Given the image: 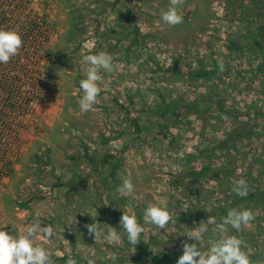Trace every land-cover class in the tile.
Returning a JSON list of instances; mask_svg holds the SVG:
<instances>
[{
  "label": "rangeland",
  "instance_id": "374dc122",
  "mask_svg": "<svg viewBox=\"0 0 264 264\" xmlns=\"http://www.w3.org/2000/svg\"><path fill=\"white\" fill-rule=\"evenodd\" d=\"M43 3L52 26L58 21L75 41L70 67L47 50L44 67L57 80L59 98L62 89L72 102L68 111L65 102L48 116L2 186L0 230L23 234L39 214L41 226L53 225L56 237L35 243L52 253L54 264L69 257L77 264H167L183 254L184 243H196L187 235L209 216L221 223L229 210L247 209L254 219L238 232L205 225L201 251L235 235L251 264H264V73L257 70L264 65L257 46L264 48V0H184L177 6L183 23L175 26L162 20L169 0ZM99 52L112 56L114 70H101L98 102L83 113L79 82L88 66L82 59ZM58 64L63 77L52 72ZM179 101L195 102V109L162 118ZM220 102L230 116L218 111ZM125 179L134 191L120 195L116 189ZM239 179L247 181L246 197L232 192ZM149 205L169 211L168 230L144 222ZM123 211L146 229L139 248L120 229ZM94 222L102 230L97 241L85 227ZM108 226L120 232L119 245L103 239Z\"/></svg>",
  "mask_w": 264,
  "mask_h": 264
},
{
  "label": "clouds",
  "instance_id": "9594fccd",
  "mask_svg": "<svg viewBox=\"0 0 264 264\" xmlns=\"http://www.w3.org/2000/svg\"><path fill=\"white\" fill-rule=\"evenodd\" d=\"M169 3V9L162 13V20L172 26L183 23V17L178 14L177 6L183 4L184 0H169ZM22 46L23 40L18 31L0 30V64L9 63L13 57L19 54ZM82 62L88 67L85 72L86 78L79 82L83 95L78 100V105L81 112L87 113L98 102L97 98L101 89L97 82L102 79L101 70L112 72L114 68L112 56L106 52L84 55ZM220 69L223 70L222 64ZM133 191L134 185L129 179L123 180L116 189L120 195H128ZM248 191V184L245 179L234 182L232 192L236 195L246 197ZM143 219L146 224L161 230H168L169 224L173 223L169 211L154 205H149L144 210ZM253 219V213L247 209L229 210L221 223H218L215 217L209 216L205 222L200 223L201 227L190 230L187 237L196 243L183 244V254L179 257L177 264H251L247 254L242 251V241L235 235L216 240L208 247L207 251H201V249L205 246L202 235L206 231L205 225H214L212 230L220 233L226 232V225H230L238 232L242 226L248 225ZM85 227L89 236H94L95 241L101 238L100 223L94 222L85 225ZM120 229L123 230L128 242L135 247L141 241V234L146 236V229L138 222L137 217L129 215L127 211H123ZM171 230L175 231V226ZM55 237V227L51 224L42 227L39 223V214L36 215L32 223H27L23 227V234L13 236L4 230H0V264H54L52 253L35 241L41 238L50 241ZM103 239L108 244L119 245L122 236L115 228L108 226L107 232L103 234ZM66 264H77V261L69 257ZM87 264H95V262L89 259Z\"/></svg>",
  "mask_w": 264,
  "mask_h": 264
},
{
  "label": "built area",
  "instance_id": "2783aa9c",
  "mask_svg": "<svg viewBox=\"0 0 264 264\" xmlns=\"http://www.w3.org/2000/svg\"><path fill=\"white\" fill-rule=\"evenodd\" d=\"M0 30H16L23 40L19 54L0 64L1 190L24 162L45 112L59 102V85L44 68L55 33L43 0H0Z\"/></svg>",
  "mask_w": 264,
  "mask_h": 264
},
{
  "label": "crops",
  "instance_id": "0c3cea01",
  "mask_svg": "<svg viewBox=\"0 0 264 264\" xmlns=\"http://www.w3.org/2000/svg\"><path fill=\"white\" fill-rule=\"evenodd\" d=\"M100 6L103 8V10H104L103 13L105 14L106 13L105 10H107V8H104L102 5H100ZM121 16H122V14H121ZM121 16H120V18H122ZM57 22L58 21H54L53 22V27H55L58 32H57V34L54 35V38H53L52 43H51L52 46L51 47L49 46V49H47V53H51L52 54L54 52L56 54V56H57V62L58 63L61 64V62H62L64 65L67 64L70 67V65L73 64V63L68 61V57L70 58L74 54L75 48L73 46L75 44V41H74L73 38H71V36L68 35L67 28H65L64 25H61L59 22L58 23ZM113 35H115V34H113ZM108 36H110V35H108ZM59 67H60L59 64L56 67H53L52 72L55 75L58 74L59 77H63L61 75L62 71L59 70L60 69ZM63 69H64V71L66 70L65 68H63ZM65 72H67V71H65ZM64 75H65L64 76V80H63V78L61 80L62 81V84H61L62 86L65 84V81H66V84H67V81L70 80V77H72L71 71H70V73H64ZM61 90L62 89H60V98H59V103H58L59 105L58 106L55 105L53 107H50V109L48 108V110L45 112L44 121L47 122V123H49L51 121V117H48L50 114H52V118H53L54 114L56 115L57 110H58V108L56 110V107H60L61 105L63 106L64 103L66 102L65 109H67L68 108L67 104H70L72 102V101L68 100L67 97H65V95L63 94V92ZM68 109H67V111H68ZM48 111H51V112H49L47 114ZM55 124H57V123L53 122L51 124L52 125L51 128Z\"/></svg>",
  "mask_w": 264,
  "mask_h": 264
},
{
  "label": "trees",
  "instance_id": "16d2710c",
  "mask_svg": "<svg viewBox=\"0 0 264 264\" xmlns=\"http://www.w3.org/2000/svg\"><path fill=\"white\" fill-rule=\"evenodd\" d=\"M257 46L259 47V48H261L262 49V51H264V48H263V46H262V44H260V43H257ZM259 72H263L264 73V65H262V66H260L258 69H257ZM218 107L220 108V110H219V108H218V111L222 114V115H224V116H230V108L229 107H227L226 105H224V102H220V103H218ZM168 109H167V111H165V113H163V115H162V118H166V114L170 111H173V110H178V109H190V110H194L195 109V102H190V103H180V101L179 102H174V103H172L171 105H169L168 107H167ZM229 108V109H228ZM234 138V137H233ZM232 138L230 137V138H228L227 139V141H229V140H231ZM104 161H106V160H104ZM209 170H211V169H209ZM207 171V170H206ZM212 172L213 173H215L216 171L215 170H212ZM252 197H254V195H251ZM224 215H226V214H224ZM137 248H139L138 246H137ZM181 255H180V253H178V254H174V255H172V257L171 258H167V259H165V261L167 262V264H177V261H178V259H179V257H180ZM249 257V259L250 258H252V257H250V256H248ZM156 258H158V260H160L159 259V257H155L154 259H156ZM159 264H164V263H159Z\"/></svg>",
  "mask_w": 264,
  "mask_h": 264
}]
</instances>
